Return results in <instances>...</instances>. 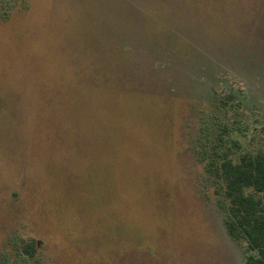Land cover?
Masks as SVG:
<instances>
[{
    "label": "rangeland",
    "instance_id": "374dc122",
    "mask_svg": "<svg viewBox=\"0 0 264 264\" xmlns=\"http://www.w3.org/2000/svg\"><path fill=\"white\" fill-rule=\"evenodd\" d=\"M213 147L264 150V0H0V264H246Z\"/></svg>",
    "mask_w": 264,
    "mask_h": 264
},
{
    "label": "trees",
    "instance_id": "16d2710c",
    "mask_svg": "<svg viewBox=\"0 0 264 264\" xmlns=\"http://www.w3.org/2000/svg\"><path fill=\"white\" fill-rule=\"evenodd\" d=\"M214 151L208 157L226 208L225 228L231 238L246 241V264H264V150L243 151L235 158ZM36 246L35 239L24 241L22 249L29 259Z\"/></svg>",
    "mask_w": 264,
    "mask_h": 264
}]
</instances>
